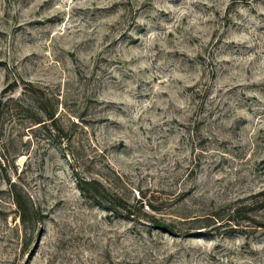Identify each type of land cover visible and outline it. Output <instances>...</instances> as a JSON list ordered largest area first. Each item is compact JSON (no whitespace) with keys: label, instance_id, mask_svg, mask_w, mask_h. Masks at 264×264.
<instances>
[{"label":"rangeland","instance_id":"374dc122","mask_svg":"<svg viewBox=\"0 0 264 264\" xmlns=\"http://www.w3.org/2000/svg\"><path fill=\"white\" fill-rule=\"evenodd\" d=\"M27 83L61 114L0 133V264H264V0H0Z\"/></svg>","mask_w":264,"mask_h":264},{"label":"trees","instance_id":"16d2710c","mask_svg":"<svg viewBox=\"0 0 264 264\" xmlns=\"http://www.w3.org/2000/svg\"><path fill=\"white\" fill-rule=\"evenodd\" d=\"M20 91L17 97H14L13 94L10 96H5L4 94L0 99V133L4 131L7 123L13 122L15 119L24 121V123L30 124V126L41 124L38 127L45 125L47 122L52 125L57 122L61 113L57 114L56 110H52L53 107L47 106L46 103L48 102L46 101L45 94L40 89L27 83ZM44 104L47 110L43 108ZM13 201L20 213V220L24 222L28 212L26 204L20 201L19 195L14 196ZM231 221L226 220V223H224L229 226ZM258 227L264 228V223H261ZM237 230H239V225L233 224L231 232Z\"/></svg>","mask_w":264,"mask_h":264}]
</instances>
